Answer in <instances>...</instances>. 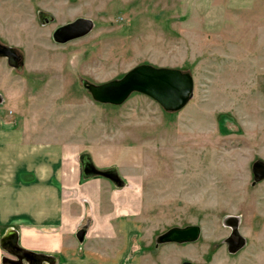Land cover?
I'll return each instance as SVG.
<instances>
[{"label":"rangeland","instance_id":"374dc122","mask_svg":"<svg viewBox=\"0 0 264 264\" xmlns=\"http://www.w3.org/2000/svg\"><path fill=\"white\" fill-rule=\"evenodd\" d=\"M79 18L94 24L87 36L53 40ZM0 44L24 61L0 57V120L12 110L26 135L72 154L73 184L88 179L84 155L118 172L121 188L102 178L105 214L137 223L138 264H264V180L253 185L252 170L264 162V0H0ZM139 65L190 73L192 99L170 113L139 93L101 104L83 87ZM234 224L247 243L230 253ZM191 225L196 242L157 245Z\"/></svg>","mask_w":264,"mask_h":264},{"label":"crops","instance_id":"0c3cea01","mask_svg":"<svg viewBox=\"0 0 264 264\" xmlns=\"http://www.w3.org/2000/svg\"><path fill=\"white\" fill-rule=\"evenodd\" d=\"M46 18L44 25H50ZM20 100L13 103L21 117ZM9 112L0 120V264H20L10 244L33 253L41 264H138L139 255L131 254L137 223L105 214V181L93 177L73 184L72 154L36 142L21 130V118ZM79 171L82 175L80 166ZM80 230L88 239L84 247L76 237ZM118 237L123 244L113 250Z\"/></svg>","mask_w":264,"mask_h":264},{"label":"water","instance_id":"95a60500","mask_svg":"<svg viewBox=\"0 0 264 264\" xmlns=\"http://www.w3.org/2000/svg\"><path fill=\"white\" fill-rule=\"evenodd\" d=\"M94 28L91 20L79 18L74 22L60 26L53 33V40L58 44H65L70 41L87 36ZM0 57L6 58L12 68L20 69L23 66V57L11 47L0 44ZM83 87L90 93L92 98L101 104L113 106L122 105L133 93L145 95L157 102L166 112H178L182 110L194 95V80L190 73L173 68H156L151 65H139L126 73L121 79L95 85L83 81ZM82 175L85 178L100 177L112 182L116 187H123V180L115 169H98L88 155L81 158ZM254 182L264 180V162L257 161L252 167ZM232 234L227 239L230 253H236L245 247V238L239 233L237 224L231 225ZM201 234L199 226L174 227L160 235L157 239L159 244L166 243H193ZM86 231L80 230L77 239L80 243L85 240ZM17 255V262L27 264H41L33 253L23 250L14 245ZM4 261H7L5 259ZM181 264H193L184 261Z\"/></svg>","mask_w":264,"mask_h":264},{"label":"flooded vegetation","instance_id":"af4514ba","mask_svg":"<svg viewBox=\"0 0 264 264\" xmlns=\"http://www.w3.org/2000/svg\"><path fill=\"white\" fill-rule=\"evenodd\" d=\"M1 45H2V44H1ZM231 234H232V228H231L230 236H231ZM230 236H229V237H230ZM229 237H228V238H229ZM245 243H247V240H246V239H245ZM245 246H246V244H245ZM10 247H11V249L14 250V245L10 244Z\"/></svg>","mask_w":264,"mask_h":264}]
</instances>
